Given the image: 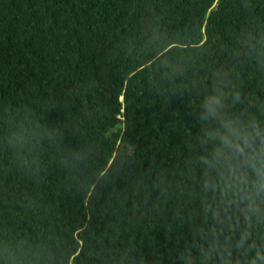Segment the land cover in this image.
Masks as SVG:
<instances>
[{
	"label": "trees",
	"instance_id": "1",
	"mask_svg": "<svg viewBox=\"0 0 264 264\" xmlns=\"http://www.w3.org/2000/svg\"><path fill=\"white\" fill-rule=\"evenodd\" d=\"M216 73L264 118V0H0V264H264L203 188Z\"/></svg>",
	"mask_w": 264,
	"mask_h": 264
},
{
	"label": "clouds",
	"instance_id": "2",
	"mask_svg": "<svg viewBox=\"0 0 264 264\" xmlns=\"http://www.w3.org/2000/svg\"><path fill=\"white\" fill-rule=\"evenodd\" d=\"M239 100L240 94L229 87L226 74L216 73L214 89L203 97L199 109L205 128L203 154L197 163L206 173L203 188L211 194L218 222L235 218L239 223L242 217L251 227L264 224V118L229 115V103ZM219 245L217 239L213 250L220 251ZM238 247H244V242ZM256 258L264 259V248H256Z\"/></svg>",
	"mask_w": 264,
	"mask_h": 264
}]
</instances>
